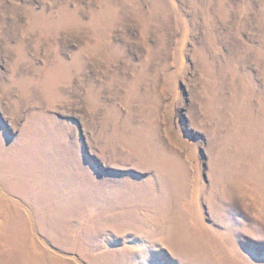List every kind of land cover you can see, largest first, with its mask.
Instances as JSON below:
<instances>
[{
  "label": "rangeland",
  "instance_id": "374dc122",
  "mask_svg": "<svg viewBox=\"0 0 264 264\" xmlns=\"http://www.w3.org/2000/svg\"><path fill=\"white\" fill-rule=\"evenodd\" d=\"M0 264H264V0H0Z\"/></svg>",
  "mask_w": 264,
  "mask_h": 264
}]
</instances>
